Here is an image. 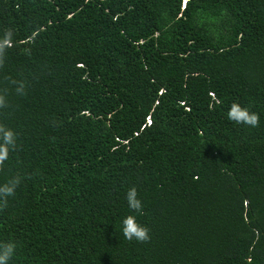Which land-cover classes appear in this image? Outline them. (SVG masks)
I'll return each mask as SVG.
<instances>
[{"label": "trees", "instance_id": "trees-1", "mask_svg": "<svg viewBox=\"0 0 264 264\" xmlns=\"http://www.w3.org/2000/svg\"><path fill=\"white\" fill-rule=\"evenodd\" d=\"M9 29L8 264H264V0H0Z\"/></svg>", "mask_w": 264, "mask_h": 264}, {"label": "clouds", "instance_id": "clouds-1", "mask_svg": "<svg viewBox=\"0 0 264 264\" xmlns=\"http://www.w3.org/2000/svg\"><path fill=\"white\" fill-rule=\"evenodd\" d=\"M12 31L6 30L3 39H0V53H3L5 49L11 48L12 44ZM2 66V62H0ZM23 84L16 86L15 91L23 95ZM7 107L5 97L0 95V108ZM227 118L236 123L244 124L250 127H258L260 122L259 114L250 112L247 108L241 107L237 102H233L227 112ZM16 134L15 132L0 124V168L4 165V162L9 158L11 151L16 149ZM21 183L20 178L11 177L5 183L0 185V206H7V198L15 195V190ZM126 200L128 207L139 214L143 213L142 201L138 198V191L135 186L129 188L126 193ZM122 231L125 239L131 241L135 239L137 242H148L151 237L149 235V229L146 226H142L137 223L135 216L128 215L122 221ZM16 250V245L12 242L0 244V264H8Z\"/></svg>", "mask_w": 264, "mask_h": 264}]
</instances>
